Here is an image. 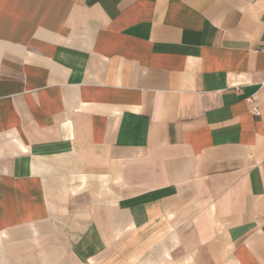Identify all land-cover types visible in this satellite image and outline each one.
Segmentation results:
<instances>
[{"label": "crops", "instance_id": "obj_1", "mask_svg": "<svg viewBox=\"0 0 264 264\" xmlns=\"http://www.w3.org/2000/svg\"><path fill=\"white\" fill-rule=\"evenodd\" d=\"M262 81L264 0H0V264H264Z\"/></svg>", "mask_w": 264, "mask_h": 264}, {"label": "built area", "instance_id": "obj_2", "mask_svg": "<svg viewBox=\"0 0 264 264\" xmlns=\"http://www.w3.org/2000/svg\"><path fill=\"white\" fill-rule=\"evenodd\" d=\"M259 87H260V88L263 90V92H264V81H262V82L259 83ZM254 115L258 117V116L260 115V112H259L258 110H255Z\"/></svg>", "mask_w": 264, "mask_h": 264}]
</instances>
